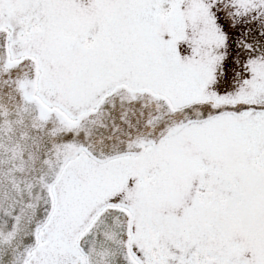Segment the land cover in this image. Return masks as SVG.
<instances>
[{
	"label": "snow or ice",
	"instance_id": "6c2138e0",
	"mask_svg": "<svg viewBox=\"0 0 264 264\" xmlns=\"http://www.w3.org/2000/svg\"><path fill=\"white\" fill-rule=\"evenodd\" d=\"M0 264H264V0H0Z\"/></svg>",
	"mask_w": 264,
	"mask_h": 264
}]
</instances>
